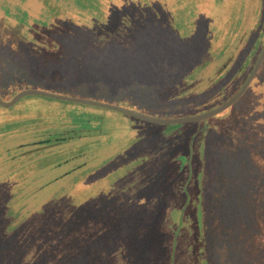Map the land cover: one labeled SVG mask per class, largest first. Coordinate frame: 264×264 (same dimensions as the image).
I'll return each instance as SVG.
<instances>
[{"label":"rangeland","instance_id":"rangeland-1","mask_svg":"<svg viewBox=\"0 0 264 264\" xmlns=\"http://www.w3.org/2000/svg\"><path fill=\"white\" fill-rule=\"evenodd\" d=\"M18 1L16 12L5 9L8 18L0 10L5 101L36 88L158 118L196 115L224 101L196 88L208 28L218 25L210 19V0H96L95 10L79 15L73 0ZM223 1L232 2L230 12H241L239 30H246L242 84L264 43V0ZM85 12L96 16L91 26L105 43L83 34L77 19ZM47 15L67 28L54 48L39 31L26 33ZM77 35L89 43L82 46ZM252 85L226 110L199 122L153 124L106 110L118 124L139 122L130 146L106 154L111 157L74 191L48 198L18 220L6 193L14 187L2 190L0 183V264H264V118L253 116ZM37 104L95 108L25 95L0 106V116L30 112ZM67 145L73 142L49 149ZM50 160L33 161L34 174L51 179L65 169ZM39 195L35 199L49 197Z\"/></svg>","mask_w":264,"mask_h":264},{"label":"flooded vegetation","instance_id":"flooded-vegetation-1","mask_svg":"<svg viewBox=\"0 0 264 264\" xmlns=\"http://www.w3.org/2000/svg\"><path fill=\"white\" fill-rule=\"evenodd\" d=\"M14 1L2 0L3 5H0V10L2 12L4 10V17L8 18L7 10L14 13L21 5L20 1ZM72 6L75 8L73 14L79 15L82 9L95 10L96 0H73ZM48 8H51V5H43L45 11ZM44 18L42 20L44 22H37L35 26L27 27L26 33L33 34L39 31V34H44L50 40L47 44L54 48L59 44V37L67 35V28L54 22L50 15ZM42 56L53 61L45 52ZM108 104L125 107L118 103ZM93 106L94 109L82 108L83 110L74 111L73 106L63 110L57 106L37 104L29 109L30 112L0 116V183L2 190L7 187L16 188L6 192L12 196L8 198V207L14 212V220L20 218L18 215L24 216L33 211L39 204L54 195L74 191L83 177L98 169L103 161L111 157L106 154L112 152L110 154L114 155L123 149V146H130L133 142L132 134L140 131L138 118L114 109ZM106 110L121 113L138 121L125 118L118 124L110 119V115L105 114ZM83 122H85L84 125H82ZM113 129L119 130L116 132L118 136L112 134ZM133 129L136 131H132ZM98 131L101 135L95 134ZM68 141L73 142V145L65 146L64 150L59 147L49 149L52 145ZM47 158L51 159L49 162H57L55 166L61 162L66 167L54 178L49 179L45 176L41 179L34 174L31 164L33 161H42V159L45 161ZM42 180L45 182L44 185L37 186ZM23 190L27 193L18 195ZM39 193L48 194L49 197L35 199L40 197ZM35 200L38 201L34 202Z\"/></svg>","mask_w":264,"mask_h":264},{"label":"trees","instance_id":"trees-1","mask_svg":"<svg viewBox=\"0 0 264 264\" xmlns=\"http://www.w3.org/2000/svg\"><path fill=\"white\" fill-rule=\"evenodd\" d=\"M103 3L105 8H111V3L108 1H103ZM219 3L220 10L216 9ZM210 4L211 7L215 9L211 11L210 19H215L218 25L214 28L211 23L208 28V43L205 48V53L201 57L203 59V67L200 69L199 73H197L199 77L197 79L196 88L199 94L207 93L209 98L222 99L223 101L241 84V71H243L244 68V60L241 55L242 48L244 47L243 40L246 37V30H239L243 17L241 12L237 11V9H233V11L230 12V6L232 5L231 1L210 0ZM93 22H98L96 16H92L90 13L86 12L82 13L80 18L77 19V24H84L85 26V28L83 27L84 35L93 37L95 34L93 37L95 41L105 43L104 40L100 39V36L98 38L97 31L91 26ZM77 36L82 46L83 44L87 45L89 43V41H87V43L83 41V39L87 38L79 35ZM252 80L253 85L249 89L248 96L250 99L249 105L251 106L253 116L264 118V64L257 73V77ZM253 97L258 98L254 99ZM255 102H257V110L259 111L253 110L256 107Z\"/></svg>","mask_w":264,"mask_h":264},{"label":"water","instance_id":"water-1","mask_svg":"<svg viewBox=\"0 0 264 264\" xmlns=\"http://www.w3.org/2000/svg\"><path fill=\"white\" fill-rule=\"evenodd\" d=\"M264 59V43L258 53V56L252 65L249 73L247 74L246 78L242 82V84L239 86V88L226 100L223 102L219 103L218 105L201 112L196 115L192 116H184V117H175V118H170V117H165V118H158V117H152V116H147L145 114H142L138 111L125 108L122 106L118 105H113V104H108L104 102H98V101H92V100H87V99H81V98H76V97H70V96H64L60 94H55L51 92H47L44 90H39L36 88H26L19 90L16 92L10 99L8 100H3L0 98V106L2 107H8L14 104L18 99H20L22 96L25 95H42L50 98H55V99H60L63 101H69V102H76V103H85V104H93L97 106H102L105 108H110L114 109L117 111H121L123 113H126L130 116H133L135 118H138L139 120L143 122H148V123H153V124H177V123H189V122H199L204 119L210 118L212 116H215L222 111L226 110L228 107H230L233 103H235L240 96L245 92L247 87L249 86L250 82L252 81L253 77L255 76L258 68L260 67L262 61Z\"/></svg>","mask_w":264,"mask_h":264}]
</instances>
